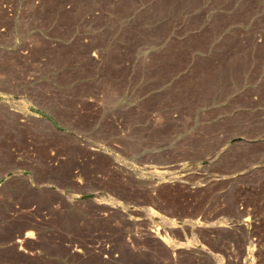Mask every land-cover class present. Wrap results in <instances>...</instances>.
I'll return each instance as SVG.
<instances>
[{"label":"rangeland","instance_id":"374dc122","mask_svg":"<svg viewBox=\"0 0 264 264\" xmlns=\"http://www.w3.org/2000/svg\"><path fill=\"white\" fill-rule=\"evenodd\" d=\"M0 264H264V0H0Z\"/></svg>","mask_w":264,"mask_h":264},{"label":"bare ground","instance_id":"6f19581e","mask_svg":"<svg viewBox=\"0 0 264 264\" xmlns=\"http://www.w3.org/2000/svg\"><path fill=\"white\" fill-rule=\"evenodd\" d=\"M154 233V232H153ZM17 241V240H16ZM16 241H15V243H16Z\"/></svg>","mask_w":264,"mask_h":264}]
</instances>
